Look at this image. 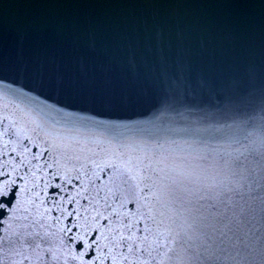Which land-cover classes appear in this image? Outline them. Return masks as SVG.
Segmentation results:
<instances>
[{
  "label": "water",
  "instance_id": "1",
  "mask_svg": "<svg viewBox=\"0 0 264 264\" xmlns=\"http://www.w3.org/2000/svg\"><path fill=\"white\" fill-rule=\"evenodd\" d=\"M37 95L56 108L40 113L29 103ZM109 95L117 102L100 99ZM45 141L51 152H42ZM13 146L25 159L18 183L32 189L35 180L39 196L28 218L0 225L3 264L21 259L17 249L31 264H72L68 249H76L64 227L87 221L90 233L106 235L120 228L117 221L139 205L102 164H122V153L162 159L185 186H239L243 198L226 192L194 205L227 222L247 201L226 246L199 257L200 264H239L241 248L264 240V0H0V153H8L0 166L19 164ZM34 153L44 158L29 164ZM53 172V187L67 176L75 188L64 185L55 196L43 188ZM76 192L86 198L62 206L78 214L61 216L53 201Z\"/></svg>",
  "mask_w": 264,
  "mask_h": 264
},
{
  "label": "snow or ice",
  "instance_id": "2",
  "mask_svg": "<svg viewBox=\"0 0 264 264\" xmlns=\"http://www.w3.org/2000/svg\"><path fill=\"white\" fill-rule=\"evenodd\" d=\"M35 97L36 100L29 101V103L33 104L40 113H45L46 110L55 107L38 95ZM100 99L109 105L117 102L116 98L111 95L103 96ZM63 115L71 117L72 113L65 111ZM72 125L74 127L83 126L76 123ZM4 147L7 149L9 146L5 144ZM83 150L81 149V151ZM10 151L20 156L21 159L19 164L6 160L0 166V215L4 217L0 219V225H3L8 219L16 221L28 218L29 212L36 209V197L39 196V193H35V189L39 187L35 180H33L32 189H29L27 185L22 187L18 183L24 177L14 175V173L19 172V167L24 164L25 159L21 153L17 152L16 147H11ZM51 151L52 148L47 147V141H45L42 152ZM23 152H28L27 146L23 147ZM0 154L8 155V153ZM106 155H110L107 150L104 153V156ZM104 156H101V161L104 160ZM42 158L44 157L41 154L34 153L28 163L31 164V161H38ZM48 158L51 159V157ZM90 158L94 159V156ZM118 159L122 161V164L117 165L109 161L102 166L111 169L109 176L113 173L117 174L121 185L135 197L134 202L139 207L135 213L125 212L123 217L117 221L121 227L112 229L111 234L108 235L99 229L90 233L87 221L83 225L71 224L64 227L62 231L70 233L69 239L73 241L76 249L75 254H73L72 248L68 249V256L72 264H194V261L195 264H200V256L214 255L217 244L223 249L229 240V234L234 229L238 230L243 224L241 217L246 215L247 201L244 204L238 202L235 204L238 213L234 211L233 216L227 222L219 217H213L211 213L204 215L200 208L194 209V205L200 200L220 201L226 192H236L243 198L239 186L228 189L215 185L189 187L163 166L162 159L147 155L132 157L127 153H122ZM45 166L51 168L52 165L46 164ZM97 167H101L100 162H97ZM41 171L43 170L41 169ZM33 175H35L34 172ZM58 178V172H53L52 179L47 180L43 184V188L53 187L52 180ZM79 178L80 173L77 171L75 179L79 180ZM133 180L137 183L133 184ZM258 183L260 192L264 193V164L260 165ZM64 185H71L75 188L72 179L67 176L64 177ZM64 185L55 184L53 195L57 194V190L67 191ZM30 191L35 193L31 202L25 199ZM18 194L20 195L18 196ZM81 197L86 198V194L76 192L75 194L68 193L67 197L60 196L59 201H53V208L59 211L61 216H75L78 214L76 209L68 210L62 204L79 205ZM9 200L12 201L11 205L7 202ZM141 200L145 203L141 204ZM227 202L233 203L231 199ZM124 204L125 201L122 200L121 208L124 207ZM261 206L264 208V197L261 198ZM211 207L215 208L216 204L213 203ZM53 208L45 211H52ZM193 210L200 214L193 215ZM115 215L120 216V213L117 212ZM98 218L99 214L91 219L95 222ZM105 219L108 217L105 216ZM217 220L223 224V227H218L215 222ZM8 226L11 228L12 224L9 223ZM76 227L82 229L80 233L72 232V229ZM98 235L102 236L107 243L102 244L101 240L97 239ZM2 245L3 241L0 240V246ZM15 251L21 259L13 261L11 264H31L30 257L22 249ZM240 252L243 253L244 260L239 264H264V240L258 245L241 248ZM93 253L94 255H92ZM190 255L194 259L190 258ZM37 256H39L38 252ZM0 264H3V261H0ZM37 264H39V260ZM64 264H69V260H65Z\"/></svg>",
  "mask_w": 264,
  "mask_h": 264
}]
</instances>
